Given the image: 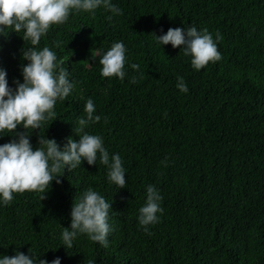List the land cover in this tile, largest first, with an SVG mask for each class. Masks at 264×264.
I'll list each match as a JSON object with an SVG mask.
<instances>
[{
    "label": "trees",
    "instance_id": "trees-1",
    "mask_svg": "<svg viewBox=\"0 0 264 264\" xmlns=\"http://www.w3.org/2000/svg\"><path fill=\"white\" fill-rule=\"evenodd\" d=\"M111 3L123 14L73 10L41 38L37 49L47 46L64 60L74 88L57 101L54 121L28 133L34 150L39 136L62 149L68 137L79 139L74 132L91 99L101 119L84 131L102 137L110 158L120 155L127 185L109 181L98 153L94 165L65 169L43 200L29 191L14 193L8 205L0 200V258L31 249L49 264L57 257L61 264H264V0ZM191 26L222 37V58L199 71L182 48L155 38ZM22 36L0 34V67L12 88L23 82L22 52L32 47ZM115 42L127 50L122 81L101 75L99 59ZM13 139L14 132L0 133V144ZM148 185L163 197V213L145 232L138 217ZM88 188L112 204L108 247L78 234L65 248L72 205Z\"/></svg>",
    "mask_w": 264,
    "mask_h": 264
},
{
    "label": "clouds",
    "instance_id": "clouds-1",
    "mask_svg": "<svg viewBox=\"0 0 264 264\" xmlns=\"http://www.w3.org/2000/svg\"><path fill=\"white\" fill-rule=\"evenodd\" d=\"M103 6L114 15H122V10L111 3V0H0V34L5 29L16 33L23 31V40L30 41L32 47L22 52L27 60L22 65L23 82L15 81L16 87H9L7 71L0 67V133H15L18 139L0 144V200L8 205L13 200V194H23L26 191L39 192L45 199V193L52 181L61 183L59 177L72 171L86 160L89 165L96 164L97 154L101 164L108 167V179L120 188L127 185L125 169L119 154L109 156L103 145V139L84 131L90 123H98L101 119L95 115L96 108L91 99L86 101L84 111L86 118L78 120L75 135L67 138V143L61 149L55 139L39 136L35 150L30 142L28 130L40 129L47 121L56 117L57 101H65L74 88L69 80V72L63 66L64 60H59L56 53L49 47L37 49L41 38L49 32L53 25L64 24L70 13L91 12ZM111 16L107 17L111 20ZM160 45L171 44L173 48H182L185 56L191 57L192 67L201 70L210 62L219 61L222 56L217 47V40L222 37L217 33L213 39L205 28L198 31L195 26L185 28H169L163 35H155ZM59 47V44H57ZM126 47L123 42H115L99 59L102 65V77L125 78ZM92 53V58H96ZM132 69L138 70V64H132ZM135 82V77L133 81ZM177 88L184 93L188 87L183 77L177 78ZM18 125L23 132L16 133ZM82 133V134H81ZM146 203L139 209V223L145 232L148 226L158 222L157 213H163L160 201L163 197L154 185L147 186ZM112 204L106 201L92 188L84 191L82 197L71 208L70 228L62 232V242L65 248H72L78 234H86L93 242L108 247V234L111 231L108 223L109 210ZM31 255L17 251L15 255L3 256L0 264H49L44 259H34ZM50 264H61L59 257ZM89 264H93L89 261Z\"/></svg>",
    "mask_w": 264,
    "mask_h": 264
}]
</instances>
